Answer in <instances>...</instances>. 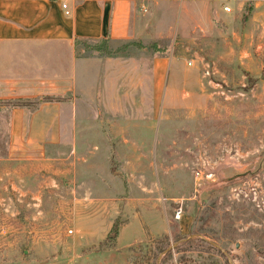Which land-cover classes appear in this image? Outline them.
Wrapping results in <instances>:
<instances>
[{
  "label": "rangeland",
  "instance_id": "obj_1",
  "mask_svg": "<svg viewBox=\"0 0 264 264\" xmlns=\"http://www.w3.org/2000/svg\"><path fill=\"white\" fill-rule=\"evenodd\" d=\"M187 4L143 7L129 39L77 45L107 63L113 109L94 118L83 99L51 130L64 171L50 196L17 199L0 179V264H264V0ZM7 47L0 96L40 69ZM17 103L33 101L0 97V169Z\"/></svg>",
  "mask_w": 264,
  "mask_h": 264
},
{
  "label": "crops",
  "instance_id": "obj_2",
  "mask_svg": "<svg viewBox=\"0 0 264 264\" xmlns=\"http://www.w3.org/2000/svg\"><path fill=\"white\" fill-rule=\"evenodd\" d=\"M187 1L0 0V72L5 46L9 47L10 55L35 56L34 65L40 68L32 77L20 75L13 84L21 89L17 94L0 96L33 101L11 105L8 111L9 142L6 155L1 159L4 163L0 179H4V175L10 177V187L17 199L27 196L42 200L51 195V184L59 181L64 171L48 153L53 141L51 130L67 129L65 123L61 127L59 122L75 118L79 101L94 98V118H108L113 109L107 98V63L98 57L72 56L74 38L123 41L136 30L141 8L146 7L147 12L158 15L156 8L160 6H185ZM198 1L204 5L207 2ZM51 71L58 72L51 74ZM0 86H4L1 76ZM68 92L81 99H64ZM52 96L61 99L51 100ZM30 104L34 107L29 109Z\"/></svg>",
  "mask_w": 264,
  "mask_h": 264
},
{
  "label": "trees",
  "instance_id": "obj_3",
  "mask_svg": "<svg viewBox=\"0 0 264 264\" xmlns=\"http://www.w3.org/2000/svg\"><path fill=\"white\" fill-rule=\"evenodd\" d=\"M98 40H108V38H99V39H83V38H74L73 40V44H74V52H76V56H81L79 55V53H77L78 51V47L77 45L79 43H85L87 42L84 47H88L90 46L91 49H94V43L97 42ZM120 222L118 220V217H115L112 220V223L110 225L109 230L107 231L106 235H105V240H109L110 244L114 242L115 237L117 235V230H118V226H119Z\"/></svg>",
  "mask_w": 264,
  "mask_h": 264
},
{
  "label": "built area",
  "instance_id": "obj_4",
  "mask_svg": "<svg viewBox=\"0 0 264 264\" xmlns=\"http://www.w3.org/2000/svg\"><path fill=\"white\" fill-rule=\"evenodd\" d=\"M235 0H220V10L224 13H229L232 11V5ZM61 7L64 9V13H67V10L65 9V4H61Z\"/></svg>",
  "mask_w": 264,
  "mask_h": 264
},
{
  "label": "water",
  "instance_id": "obj_5",
  "mask_svg": "<svg viewBox=\"0 0 264 264\" xmlns=\"http://www.w3.org/2000/svg\"><path fill=\"white\" fill-rule=\"evenodd\" d=\"M235 247H237V243H235Z\"/></svg>",
  "mask_w": 264,
  "mask_h": 264
}]
</instances>
